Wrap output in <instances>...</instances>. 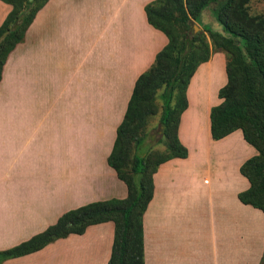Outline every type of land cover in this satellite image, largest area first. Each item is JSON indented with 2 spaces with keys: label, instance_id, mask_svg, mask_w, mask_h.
<instances>
[{
  "label": "crops",
  "instance_id": "0c3cea01",
  "mask_svg": "<svg viewBox=\"0 0 264 264\" xmlns=\"http://www.w3.org/2000/svg\"><path fill=\"white\" fill-rule=\"evenodd\" d=\"M154 0H47L8 53L0 78V252L85 205L123 200L108 165L137 78L167 44L144 6ZM10 6L0 2V24ZM197 24V23H196ZM225 56L198 64L176 136L185 158L152 174L141 216L142 264H259L264 215L241 204L240 166L256 155L240 130L210 138ZM113 224L88 226L0 264H107Z\"/></svg>",
  "mask_w": 264,
  "mask_h": 264
},
{
  "label": "trees",
  "instance_id": "16d2710c",
  "mask_svg": "<svg viewBox=\"0 0 264 264\" xmlns=\"http://www.w3.org/2000/svg\"><path fill=\"white\" fill-rule=\"evenodd\" d=\"M46 1L0 0L10 6L0 24V78L8 53L22 41L24 30ZM217 1L154 0L144 6L147 23L166 36L167 44L137 78L107 159L126 187V198L95 202L63 213L41 233L1 251L0 263L35 252L68 235H81L90 225L111 222L113 238L107 264H142L141 216L152 194L151 176L159 164L186 157L176 136L177 121L185 107L184 91L190 76L213 52L208 51L204 42L205 32L214 48L220 50L215 52L230 55V61L225 60L226 83L217 94L221 102L209 113L210 138L219 140L240 130L243 140L255 149L256 155L239 168L249 186L237 194V199L264 215V18H249L241 4L232 7L234 0H225L214 14L228 38L206 27L191 34L190 27L197 23L201 11ZM229 14L235 20L230 21ZM175 28L184 29L181 40L173 35ZM159 88H162L161 133L165 136L171 130V140L166 143L165 154L151 162L149 157L131 155V151L141 143L138 132L143 119L152 114L153 96Z\"/></svg>",
  "mask_w": 264,
  "mask_h": 264
},
{
  "label": "rangeland",
  "instance_id": "374dc122",
  "mask_svg": "<svg viewBox=\"0 0 264 264\" xmlns=\"http://www.w3.org/2000/svg\"><path fill=\"white\" fill-rule=\"evenodd\" d=\"M224 1L225 0H218L216 3L208 4L201 11L200 16L197 20V24L194 23L192 25L194 26V30L191 32V34L201 31L202 27H206L208 30L220 33L222 36L228 38V35H226V33L221 30L220 25L216 22L214 14L218 5ZM239 4L242 5V8L245 10L247 17L254 19L256 17L264 18V0H234V2L232 3V7ZM229 18L230 21L235 20V18L233 17V15L231 16V14H229ZM183 33V28H175L173 35H176L177 39L181 40ZM203 35L204 42L206 43L209 52L220 51L219 49L217 50L216 48H214L212 42L209 39L208 33L205 32L203 33ZM236 45L239 46L243 51L240 42L236 41ZM262 50L264 52V46ZM222 54H224L226 61H230V55L226 53ZM161 92L162 88H159L155 91L151 107L152 114H148L143 119L140 126L141 128L138 132V136H142L141 143L137 146L136 150L131 151V155L132 153H135L139 157H149L151 162H154L157 157L160 158L165 154L166 143L171 140V130L167 132L165 136H163L161 133L162 126L159 123V118L162 110V101L160 98ZM131 149H133V146H131ZM261 264H264V257L261 261Z\"/></svg>",
  "mask_w": 264,
  "mask_h": 264
},
{
  "label": "water",
  "instance_id": "95a60500",
  "mask_svg": "<svg viewBox=\"0 0 264 264\" xmlns=\"http://www.w3.org/2000/svg\"><path fill=\"white\" fill-rule=\"evenodd\" d=\"M193 30H194V26L191 27V31H193Z\"/></svg>",
  "mask_w": 264,
  "mask_h": 264
}]
</instances>
